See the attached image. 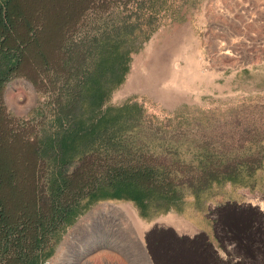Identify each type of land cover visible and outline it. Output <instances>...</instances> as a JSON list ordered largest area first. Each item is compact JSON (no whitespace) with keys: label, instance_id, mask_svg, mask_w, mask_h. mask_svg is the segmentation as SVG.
<instances>
[{"label":"rangeland","instance_id":"rangeland-1","mask_svg":"<svg viewBox=\"0 0 264 264\" xmlns=\"http://www.w3.org/2000/svg\"><path fill=\"white\" fill-rule=\"evenodd\" d=\"M15 2L0 264H146L138 232L154 264H189L184 235L264 209V0Z\"/></svg>","mask_w":264,"mask_h":264},{"label":"flooded vegetation","instance_id":"flooded-vegetation-1","mask_svg":"<svg viewBox=\"0 0 264 264\" xmlns=\"http://www.w3.org/2000/svg\"><path fill=\"white\" fill-rule=\"evenodd\" d=\"M262 209L250 202L221 209L227 220L222 228L227 234L217 236L201 230L198 236L184 235L180 240L185 244L189 264H264V224L251 222V215ZM196 242L200 248L193 252Z\"/></svg>","mask_w":264,"mask_h":264},{"label":"trees","instance_id":"trees-1","mask_svg":"<svg viewBox=\"0 0 264 264\" xmlns=\"http://www.w3.org/2000/svg\"><path fill=\"white\" fill-rule=\"evenodd\" d=\"M90 1L91 0H41L40 3L43 4L46 2L45 7L47 9L57 8L61 16H76ZM17 17L22 20L25 18V13L21 11L19 4L16 3L15 0H0V91L4 82H6L11 75L18 73L17 61L21 57V54L17 53L14 46L18 45V43L19 45L24 43V38L19 37L13 29V20ZM46 28L47 27L42 23L41 26L36 28L38 30L35 29L32 33L34 42L39 43L41 41L40 38L43 37ZM2 135L7 136L6 133ZM12 140L15 141L14 135H12ZM5 152V150H0V162L3 160L1 153ZM1 181L0 178V184L2 183ZM5 215V203L3 199L0 198V219H5Z\"/></svg>","mask_w":264,"mask_h":264},{"label":"bare ground","instance_id":"bare-ground-1","mask_svg":"<svg viewBox=\"0 0 264 264\" xmlns=\"http://www.w3.org/2000/svg\"><path fill=\"white\" fill-rule=\"evenodd\" d=\"M137 234V241H138V245L140 246V249H141V253H142V257H143V260H144V262L146 263V264H154V261H153V259H152V257H151V255L149 254V252H147L146 251V249L144 248V246H143V243H142V239H141V233H136ZM119 254L121 255V253L119 252V250H110L109 252L107 251V252H104V251H101L100 253H98L97 255H96V258L97 259H101V260H105V258L107 259V260H111V261H113V259L115 258L116 259V257L118 258V256H119ZM94 258V257H93ZM181 259H182V261L183 260H186V254L184 253V252H182V255H181V257H180ZM84 259V263L85 264H92L91 263V258L90 257H88V256H85V258H83ZM175 260L176 259H170L169 261V263H171V264H174L173 262H175ZM122 261H120V263H121ZM168 263V264H169ZM111 264H116L115 262L114 263H111ZM123 264H124V262H123Z\"/></svg>","mask_w":264,"mask_h":264}]
</instances>
